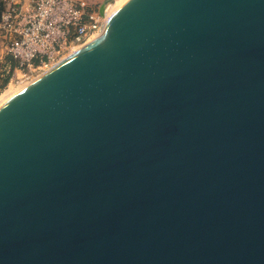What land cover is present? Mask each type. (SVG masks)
Listing matches in <instances>:
<instances>
[{
    "label": "water",
    "instance_id": "water-1",
    "mask_svg": "<svg viewBox=\"0 0 264 264\" xmlns=\"http://www.w3.org/2000/svg\"><path fill=\"white\" fill-rule=\"evenodd\" d=\"M0 264H264V0H127L3 102Z\"/></svg>",
    "mask_w": 264,
    "mask_h": 264
},
{
    "label": "built area",
    "instance_id": "built-area-1",
    "mask_svg": "<svg viewBox=\"0 0 264 264\" xmlns=\"http://www.w3.org/2000/svg\"><path fill=\"white\" fill-rule=\"evenodd\" d=\"M0 21V62H17L28 84L78 53L103 34L110 16L87 0H8Z\"/></svg>",
    "mask_w": 264,
    "mask_h": 264
},
{
    "label": "rangeland",
    "instance_id": "rangeland-1",
    "mask_svg": "<svg viewBox=\"0 0 264 264\" xmlns=\"http://www.w3.org/2000/svg\"><path fill=\"white\" fill-rule=\"evenodd\" d=\"M126 1L125 0L123 1L122 0H100L98 3L93 4L92 6L100 10L101 6L106 5L107 6L106 12L109 16H111ZM108 10H109V13H108ZM0 73L3 74L1 71ZM5 77L6 75H3V76L0 75V105L3 102H5L8 98L13 96L15 93L20 91L23 87H25V85H27L29 81L27 79L22 78V75L18 72H15L14 74H12L6 84H4Z\"/></svg>",
    "mask_w": 264,
    "mask_h": 264
},
{
    "label": "trees",
    "instance_id": "trees-1",
    "mask_svg": "<svg viewBox=\"0 0 264 264\" xmlns=\"http://www.w3.org/2000/svg\"><path fill=\"white\" fill-rule=\"evenodd\" d=\"M9 8H10V5L8 3V0H0V21L2 19L4 12H6ZM6 65L11 66L12 71L18 66L17 62L10 59L9 57L6 59V63L2 67L4 68ZM0 75H2V74L0 73ZM11 75H12V72H11V74L6 75L5 80H4V84H6L8 82Z\"/></svg>",
    "mask_w": 264,
    "mask_h": 264
},
{
    "label": "crops",
    "instance_id": "crops-1",
    "mask_svg": "<svg viewBox=\"0 0 264 264\" xmlns=\"http://www.w3.org/2000/svg\"><path fill=\"white\" fill-rule=\"evenodd\" d=\"M91 5H93V4H96V3H98L100 0H87ZM4 64L2 63V62H0V71H1V68H3L2 66H3Z\"/></svg>",
    "mask_w": 264,
    "mask_h": 264
},
{
    "label": "bare ground",
    "instance_id": "bare-ground-1",
    "mask_svg": "<svg viewBox=\"0 0 264 264\" xmlns=\"http://www.w3.org/2000/svg\"><path fill=\"white\" fill-rule=\"evenodd\" d=\"M123 1V0H122ZM126 1V0H125ZM122 4V3H121ZM114 7V6H113ZM118 7H119V5H118ZM108 13H109V10H108ZM95 41H92V42H90L87 46H90L91 44H93ZM87 46H85L84 48H86ZM84 48H82L81 50H83ZM80 50V51H81ZM36 80V79H35ZM24 88V87H23Z\"/></svg>",
    "mask_w": 264,
    "mask_h": 264
}]
</instances>
